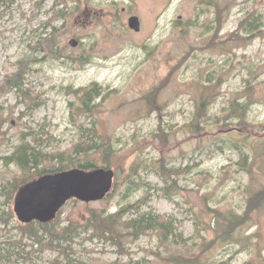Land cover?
Wrapping results in <instances>:
<instances>
[{
	"label": "rangeland",
	"instance_id": "374dc122",
	"mask_svg": "<svg viewBox=\"0 0 264 264\" xmlns=\"http://www.w3.org/2000/svg\"><path fill=\"white\" fill-rule=\"evenodd\" d=\"M56 1L5 0L0 8V82L30 63L27 86L37 97L33 103L16 91L0 90V213L14 212L15 198L8 203L4 185L24 173L4 158L23 140L57 166L59 155H68L78 143L82 127L95 129L119 150L110 168L116 174L114 191L98 202L70 201L62 209L63 226L85 224L96 209L114 213L128 205L133 218L141 204V213L173 217L189 247L202 244L199 264H264V203L232 237L222 239L227 221L248 211L250 193L264 189V0H76L77 6L67 2L64 20ZM132 16L140 19V32L129 27ZM250 16L260 20V31L243 40L242 23ZM51 24L63 54L59 60L33 51ZM71 39L79 46L71 47ZM74 59L86 63L79 66ZM95 84L103 97L86 113L79 93ZM211 92L209 126L197 136L188 125ZM236 100L249 123L239 127L242 150L213 125ZM160 127L167 140L156 134ZM245 153L254 163L253 177L241 169ZM162 158L179 172L173 200L163 196L165 184L155 172ZM132 167H138L134 177ZM129 177L146 183L127 194ZM15 217L10 225L0 223L7 264H66L65 251L75 264H131L145 258L173 264L159 257L167 256V246L157 231L128 240L124 254L90 233L58 251L22 235L24 224Z\"/></svg>",
	"mask_w": 264,
	"mask_h": 264
},
{
	"label": "trees",
	"instance_id": "16d2710c",
	"mask_svg": "<svg viewBox=\"0 0 264 264\" xmlns=\"http://www.w3.org/2000/svg\"><path fill=\"white\" fill-rule=\"evenodd\" d=\"M67 2L76 3V0H57L56 7H60V19L66 18V4ZM5 4V0H0V8ZM43 10V4L39 5L37 14H40ZM260 20L255 16H250L249 19L244 20L242 23L243 30L246 34L245 39L252 40V38L260 31L259 24ZM52 30L51 33L46 32ZM45 33H43L39 40L33 46L35 54L42 55L47 59L59 60L63 58V54L58 42L57 28L53 24L47 27ZM239 35V34H235ZM79 66L84 65L86 61L84 59H74ZM75 63V64H76ZM31 72L30 63H23L19 65L15 72L9 74L2 82H0V90L5 91H16L26 100H31L33 103L37 102V97H34L31 89L27 86V74ZM159 88H157L152 94V101L156 98ZM79 91H75L77 94ZM104 90L99 85L95 84L90 88L83 89L79 93L82 109L89 113L92 107H97V101L103 97ZM210 98H206L209 97ZM212 95L210 94L203 96L202 101L197 106L196 114L194 119L188 125V130L199 136L202 130L206 126H209L207 108L212 102ZM154 104L150 101V104ZM149 104V105H150ZM151 106V105H150ZM245 107L238 102L233 101L230 106L225 110V115L218 118L214 124L219 125L220 129L225 130L226 134L232 139L234 148L242 150V145L237 137L242 136L239 131V127L248 126L246 118ZM234 120H237V126H234ZM264 127V126H263ZM187 128V127H186ZM160 139L166 138V132L160 127L158 133H156ZM169 138V137H168ZM236 139V140H234ZM166 142V141H165ZM164 142V144H165ZM251 150L252 148L249 147ZM253 151V150H252ZM119 157V150L115 148V145L110 137L100 135L95 129H84L79 135L78 143L73 147L72 151L66 155H59L56 161H60L57 166L51 165L54 163V159H48L41 152L37 150V147L32 146L23 140L22 143L15 149L12 156L4 158L7 164L16 165L20 168L24 176L10 181L4 185V192L8 203H11L16 197L18 191L24 185L31 183L32 181L40 178L44 175L58 173L65 170L71 169H82L91 171L98 168L110 169L113 167L114 161ZM250 157L245 153L244 161L241 163V169L247 172L251 177L254 176V163L250 162ZM130 177L138 175V167H132ZM149 173V170H146ZM157 175L165 184V188L162 189L163 196L173 200V194L178 189V182L174 177L179 175V172L174 168L167 166L165 158L160 160L157 164L156 170ZM129 177L125 187L127 194L134 192L139 183L144 182L142 178L139 181L131 179ZM149 188L150 183L145 184ZM114 191V190H113ZM113 191L109 194L111 196ZM251 198L249 200V208L244 217L234 221V219L228 220L226 223V230L222 233V239L227 241L228 238L232 237L235 227H241L246 222L251 220L250 211L257 209L260 204L264 203V189L254 191L250 193ZM76 201V200H74ZM132 205L122 207L120 210L109 213L106 210H93L89 212L88 220L85 224L79 222L70 221L67 226H63L66 222L62 218V211L59 213L55 221L47 224L39 222H33L29 225H19L22 235L29 239L36 240L39 244L46 242L50 249L62 250L65 245L73 244L80 240L84 233H90L91 239L104 240L106 243H110L115 246L120 254H124L126 251V242L128 240L136 241L141 236L157 231L159 232L162 240V244L167 246V256L159 254V257L163 262L173 264H199V258L203 253L202 244L194 245L192 248L186 243L183 234L179 233L178 227L173 217L163 216L155 212L141 213V204L136 208V216L133 218L128 217L132 212ZM15 214L10 209L7 212L0 213V223L10 225L15 220ZM211 244H206V250L211 248ZM196 246V249H194ZM175 247L179 248V252L175 251ZM174 250V253H172ZM66 256V264H75V260L71 257L70 252H64ZM2 247H0V264H7L3 261ZM20 256V255H19ZM59 260V259H58ZM80 264V263H79ZM131 264H153L149 259H142L138 262H132Z\"/></svg>",
	"mask_w": 264,
	"mask_h": 264
},
{
	"label": "water",
	"instance_id": "95a60500",
	"mask_svg": "<svg viewBox=\"0 0 264 264\" xmlns=\"http://www.w3.org/2000/svg\"><path fill=\"white\" fill-rule=\"evenodd\" d=\"M129 27L140 32V19L132 16ZM69 44L76 48L80 42L71 39ZM115 178L114 170L104 168L91 171L71 169L44 175L20 188L15 198L14 212L24 225L51 223L71 200L85 203L105 200L114 189Z\"/></svg>",
	"mask_w": 264,
	"mask_h": 264
},
{
	"label": "bare ground",
	"instance_id": "6f19581e",
	"mask_svg": "<svg viewBox=\"0 0 264 264\" xmlns=\"http://www.w3.org/2000/svg\"><path fill=\"white\" fill-rule=\"evenodd\" d=\"M65 171H67V170H65ZM65 171H61V172H65ZM61 172H58V173H61ZM58 173H53V174H58ZM72 201V200H71Z\"/></svg>",
	"mask_w": 264,
	"mask_h": 264
}]
</instances>
